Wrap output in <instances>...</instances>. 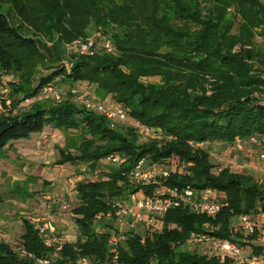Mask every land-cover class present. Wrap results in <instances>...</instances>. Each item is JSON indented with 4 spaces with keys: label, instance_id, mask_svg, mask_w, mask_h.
Here are the masks:
<instances>
[{
    "label": "trees",
    "instance_id": "trees-1",
    "mask_svg": "<svg viewBox=\"0 0 264 264\" xmlns=\"http://www.w3.org/2000/svg\"><path fill=\"white\" fill-rule=\"evenodd\" d=\"M2 5L15 9L20 20L18 26L12 25L0 11L2 71L16 72L22 78L38 62H51L37 40L21 31V22L59 36L56 56L51 59L58 68L32 89L13 85V92L22 95L20 102L35 97L44 85L62 76L70 84H91L99 94L109 95L125 109L131 124L110 122L104 115L76 105L71 97L59 104L36 101L28 109L16 107V102L12 110L0 115V152L50 125L59 131L76 130L82 136L74 152L67 145L58 147L57 163L81 162L92 172L110 154L127 156L123 167L98 172L95 179L75 185L79 204L72 214L80 235L75 242H65L57 251L24 219L21 251L0 242V264H37V259L74 264L79 255L94 257L95 264L104 262L108 233L98 231L95 215L113 211L115 199L137 191L152 195L160 185L211 189L223 196L227 206L215 219L184 205L171 208L162 219L160 232L146 235L143 243L139 234L129 235L119 245L120 261L230 264L229 260L221 263L216 257L180 250V246L193 232L239 237L231 229L232 218L264 211V184L250 174L214 166L207 149L189 142L231 145L237 138L252 136L264 140V42L260 47L254 43L256 33L264 39V0H0ZM229 12L232 21L226 19ZM234 18L239 23L237 33L232 31ZM86 24L100 28L115 53L101 47L92 55L72 54L67 69L61 65L63 41L85 35ZM149 78L158 80L146 82ZM133 123L159 128L162 137L139 142ZM142 157L149 164L177 158L179 166L166 179L131 184L124 173Z\"/></svg>",
    "mask_w": 264,
    "mask_h": 264
},
{
    "label": "rangeland",
    "instance_id": "rangeland-1",
    "mask_svg": "<svg viewBox=\"0 0 264 264\" xmlns=\"http://www.w3.org/2000/svg\"><path fill=\"white\" fill-rule=\"evenodd\" d=\"M0 11L5 13L11 20L12 25H19L20 20L15 9L2 5ZM230 12L226 16L227 21H232ZM234 20L232 31L237 33L239 23L236 18ZM20 29L28 37L37 40L40 49L48 55L47 57L51 62L44 65L38 62L32 72L22 78L16 72H4L0 69V115L8 109L12 110L11 107H14L16 102L18 103H16V107L22 109H28L32 103L36 102L34 101L35 97L31 98L30 104L25 102L28 98L20 102L22 95L13 92V85L19 83L32 89L38 86L42 77L50 75L58 68L56 62L51 60L56 56L54 48L56 47V41L58 42V34L37 30L26 21L21 22ZM256 31L259 32L260 30ZM100 32V28L97 29L93 24H89L87 33L79 38L84 40L93 39L96 43V50H99L104 40ZM256 34L254 43L257 47H260L264 39L258 33ZM72 41H63L60 49L61 55L62 53L65 55L61 65L65 67L71 65L70 55L73 53L67 51V45ZM157 80V78H149L145 81L156 82ZM51 84L63 93L61 101L56 102L51 97H46L44 100L37 102L59 104L71 97L76 105L83 106L81 102L77 101L76 97L77 95H85L112 107L118 106L109 95L99 94L91 84L83 82L70 84L62 76L55 78L51 81ZM72 86L76 87L78 91L75 96H69V88ZM4 103L9 104V107L5 108ZM15 110L16 108L13 109V113H15ZM122 123H124V126L131 124L129 120ZM43 136H46L45 140H43ZM149 140L152 139L139 140V142ZM81 142L82 136L78 131L73 129L59 131L47 125L41 132L33 133L27 139L13 141L11 145L0 152V242L8 243L13 249L20 252V236L24 232L22 226L24 219L31 221L40 235L39 228H44L45 232L43 234H52L64 242H75L79 238V229L72 214V209L79 204L75 185L80 181L95 179L98 172H107V170L113 168L106 159L98 164L97 171L92 172L87 169L86 164L81 162L76 164L69 161L57 163L59 157L58 147L67 145L74 152ZM262 149L264 147L247 145L243 151L241 150V153L247 155L243 157L235 151H231V154H224L218 143H214V146L207 150L211 162L216 167L229 168L231 166L229 160L233 159L234 161V156L238 154L237 165L232 167L235 171L238 168L245 167L253 173L254 170H250V165L254 164L256 168L260 166L261 169L256 170V173L253 174H256L257 180L264 184V159L259 158ZM249 161H253V164L249 165ZM182 169L183 166H180L179 171ZM141 196V193L137 192L133 195V198L137 199ZM64 206L66 207L64 208ZM236 224H238V221H236ZM41 237L45 241L43 235ZM180 250H182L181 246ZM188 250L199 255L213 257L209 248L202 245H193Z\"/></svg>",
    "mask_w": 264,
    "mask_h": 264
},
{
    "label": "built area",
    "instance_id": "built-area-1",
    "mask_svg": "<svg viewBox=\"0 0 264 264\" xmlns=\"http://www.w3.org/2000/svg\"><path fill=\"white\" fill-rule=\"evenodd\" d=\"M101 47L107 52H113L114 46L109 39L101 43ZM96 43L93 39H75L67 45V51L73 54H89L95 52ZM69 69V66H66ZM69 92L74 96L78 91L76 87H70ZM46 97H51L56 102L61 101L63 93L49 83L44 85L35 96L34 101H42ZM77 101L81 102L84 108L104 115L110 122H127V113L121 106L112 107L104 102L89 98L85 95H77ZM31 103V99L25 101ZM135 134L139 140L160 139L161 130L149 125L133 123ZM46 136H43V140ZM192 146L209 149L214 143L209 142H189ZM247 145L264 147V140L256 136L248 139L237 138L230 145L233 150L241 151ZM259 158L264 159V149L261 150ZM106 160L116 168H121L127 163V156L122 153H113L106 157ZM179 166L177 158H171L165 163L149 164L147 158H140L136 164L124 174L129 182L134 185H149L158 182V179H166L170 173ZM141 193V197L134 199L135 193ZM134 192L126 198L115 199L113 211L98 213L95 215L96 228L98 231L107 232V253L108 257L104 262L98 264H124L118 255L119 245L126 241L129 235L139 234L142 243L145 237L153 232H160L162 229V219L171 209L179 205L186 206L191 212L203 214L211 219H215L221 209L227 206V202L222 200V195L211 189L198 190L189 185L156 187L152 195H146L142 191ZM66 206H64L65 208ZM238 221V224H236ZM231 229L241 237L233 239L219 238L207 232H193L181 245V249H189L193 245H202L209 248L213 257L221 263L226 260L230 264H264V211L258 210L253 213H242L232 218ZM41 235L45 238L48 246H54L57 251L61 250L64 241L54 235L43 234L44 228H39ZM208 230V229H206ZM49 237V238H47ZM242 238V240H241ZM247 240V241H246ZM250 245L259 246L260 252L252 251V248H245L242 243L249 242ZM252 241V242H251ZM249 244V243H248ZM249 245V246H250ZM31 256V255H30ZM37 264H56L52 259H37ZM74 264H95V259L89 255H79Z\"/></svg>",
    "mask_w": 264,
    "mask_h": 264
},
{
    "label": "crops",
    "instance_id": "crops-1",
    "mask_svg": "<svg viewBox=\"0 0 264 264\" xmlns=\"http://www.w3.org/2000/svg\"><path fill=\"white\" fill-rule=\"evenodd\" d=\"M218 145H220L221 146V148L223 149V153L224 154H227V153H230L231 154V151H235V152H237V153H240V156L241 157H243V156H247L246 154H244V153H241V151H236V150H233V148H231V146L230 145H225V144H223V143H220V142H218ZM251 146H254V145H251ZM243 151V150H242ZM239 156V154L238 155H235L234 157H235V159H234V161H233V159H231V160H229V161H231L230 162V169L233 171H235V169H233L232 167L233 166H236L237 165V157ZM250 164H253V161L252 162H250L249 161V165ZM220 168H222V167H220ZM249 168V167H248ZM252 168V169H251ZM259 169H261L260 168V166L259 167H255L254 166V164L253 165H250V170H254L253 171V173H256V170H259ZM249 169H247V168H245V167H241V168H238L237 169V171H235V172H240V173H246V174H250V175H252L254 178H256L255 176H257L256 174H253L252 172H249L248 171ZM257 179V178H256ZM258 211V210H257ZM257 211H253V212H257ZM253 212H251V213H253ZM239 237H241V235H239ZM241 240H242V238H241ZM247 241V240H246ZM252 242V241H251ZM249 243V244H248ZM244 242V243H242V246H244L245 248H252V251H255V252H260L261 251V248L259 247V246H255V245H253V244H251L250 245V241L249 242ZM250 245V246H249Z\"/></svg>",
    "mask_w": 264,
    "mask_h": 264
}]
</instances>
